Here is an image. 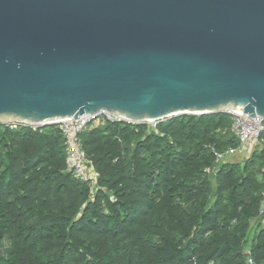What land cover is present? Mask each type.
I'll return each instance as SVG.
<instances>
[{
  "label": "trees",
  "instance_id": "obj_1",
  "mask_svg": "<svg viewBox=\"0 0 264 264\" xmlns=\"http://www.w3.org/2000/svg\"><path fill=\"white\" fill-rule=\"evenodd\" d=\"M227 112L100 122L82 135L97 183L67 166L59 123L0 124V264H264V145ZM254 231V232H253Z\"/></svg>",
  "mask_w": 264,
  "mask_h": 264
},
{
  "label": "water",
  "instance_id": "obj_2",
  "mask_svg": "<svg viewBox=\"0 0 264 264\" xmlns=\"http://www.w3.org/2000/svg\"><path fill=\"white\" fill-rule=\"evenodd\" d=\"M264 116V0H0V124Z\"/></svg>",
  "mask_w": 264,
  "mask_h": 264
},
{
  "label": "built area",
  "instance_id": "obj_3",
  "mask_svg": "<svg viewBox=\"0 0 264 264\" xmlns=\"http://www.w3.org/2000/svg\"><path fill=\"white\" fill-rule=\"evenodd\" d=\"M232 116L233 123L231 132H233L240 144L238 147H229L224 151L216 152L217 161L233 158L235 156L249 158L258 146L264 145V116L252 115L246 112H227ZM120 122L126 121L119 116L99 112L95 115L83 114L77 118L67 119L59 122L65 136V150L67 153V166L74 175L86 182L97 183V174L91 167L90 160L84 149L81 135L89 130L93 125L100 122ZM128 122V121H127ZM154 127L158 122L153 121ZM264 175V169L262 170ZM261 214L264 215V193ZM264 226V217L261 219ZM248 254V264H256L251 256L250 248L246 250Z\"/></svg>",
  "mask_w": 264,
  "mask_h": 264
},
{
  "label": "rangeland",
  "instance_id": "obj_4",
  "mask_svg": "<svg viewBox=\"0 0 264 264\" xmlns=\"http://www.w3.org/2000/svg\"><path fill=\"white\" fill-rule=\"evenodd\" d=\"M148 123H149L151 126L154 127V124H155L154 122H148ZM234 160H235V161H238L239 158L235 156V157H234ZM253 232H254V231H253Z\"/></svg>",
  "mask_w": 264,
  "mask_h": 264
}]
</instances>
